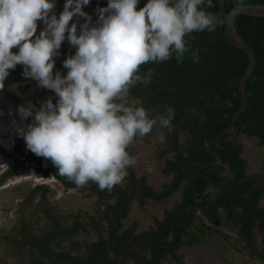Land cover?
I'll use <instances>...</instances> for the list:
<instances>
[{"label":"trees","instance_id":"16d2710c","mask_svg":"<svg viewBox=\"0 0 264 264\" xmlns=\"http://www.w3.org/2000/svg\"><path fill=\"white\" fill-rule=\"evenodd\" d=\"M146 3L147 0H140L138 8ZM242 3H264V0H243ZM213 4L212 8H207L206 3L203 7L217 13L219 3L213 0ZM232 7L233 1L226 0L222 15L227 16ZM94 16L98 19V13ZM235 24L239 34L255 49L257 65L246 83V109L236 119L234 128L213 146L216 162L210 166L195 163L212 161L209 144L227 127L241 105L238 83L249 63L246 52L226 39L225 25L218 26L214 32H194L185 37L193 51L199 49V63H193L189 53L183 63H177L173 56L162 63L144 64L140 74L154 69L151 83L145 87L138 82L130 89L129 98L139 97L147 105L159 108L157 115L164 105L172 106L175 110L172 125H177L176 132L183 129L192 135L184 143L164 144V152H172L164 168L172 176L170 182L156 190L145 176L138 177L129 168L124 179L127 184H118L110 192L101 191L96 183L89 182L85 188L96 195L98 202L97 214L91 215L88 222L98 232L97 239L92 241L74 240L86 226L80 212L74 214L72 224L65 225L60 215L48 210L52 228L43 234L41 217L32 223L22 218L17 226L21 237L10 241L18 249L28 247L29 264H127V259L135 264H161L163 259L183 264L179 251L184 245L199 240L205 227L229 239L216 226L221 221V209L226 211L229 222L239 226L252 254L264 264V205L261 204L264 164L260 175H249L241 155L242 146L229 140L233 133H245L257 137L264 146V16L239 13ZM5 155L11 163L0 173V187L15 178L30 160L43 177L53 176L67 188H78L60 176L52 162L44 166V157L33 152L24 159L12 152ZM207 177L216 189L215 195L211 191L203 192L209 182ZM179 189H182L180 200L166 209L162 219L155 218L151 227L143 231H137L135 223L124 227L123 219L134 199L140 203L147 198L163 200ZM255 228L261 233V249L255 244Z\"/></svg>","mask_w":264,"mask_h":264},{"label":"clouds","instance_id":"9594fccd","mask_svg":"<svg viewBox=\"0 0 264 264\" xmlns=\"http://www.w3.org/2000/svg\"><path fill=\"white\" fill-rule=\"evenodd\" d=\"M90 2L66 0L57 16L56 0H0V91L18 64L23 76L54 91L55 103L49 97L39 108L31 102L18 107L21 120L32 117L26 128L17 127L18 134L28 150L51 160L59 175L77 187L94 182L110 192L137 162L128 151L136 138L159 128L165 144L163 129L173 130L172 106L164 105L150 118L145 107L130 102V89L138 82L147 87L154 75L151 68L140 74L141 66L173 56L183 63L189 53L199 63V49L193 51L185 37L214 32L231 16L207 11L203 6L214 7L213 0H147L140 8V0H109L97 8L93 24L84 11ZM74 16L85 22L70 24ZM38 21L45 27L36 35ZM65 39L76 48L63 62L67 75L54 73Z\"/></svg>","mask_w":264,"mask_h":264},{"label":"rangeland","instance_id":"374dc122","mask_svg":"<svg viewBox=\"0 0 264 264\" xmlns=\"http://www.w3.org/2000/svg\"><path fill=\"white\" fill-rule=\"evenodd\" d=\"M95 1L97 5L85 6H95V10H97L98 7L106 6L109 3V0ZM65 3L66 0H60L56 3L54 12L57 13V16L64 10L62 6ZM82 18L74 16L70 24L78 21L82 25V21L85 22V18ZM40 22L38 21V24ZM41 30H43V26L38 25L36 35ZM75 52L76 48L72 47L65 39L62 42L59 55L55 57L54 69H57L63 75H67L68 69L64 68L63 62L69 55H74ZM17 86V91L23 96V105L31 102L35 108H39L49 97L53 98L54 103L59 99L54 91L39 87L35 79L25 78L19 80ZM151 111L148 109L149 115L152 113ZM0 113L3 114V111H0ZM11 119L13 123L7 119V116L0 115V150L4 146H12L14 141L24 144L27 149L24 138L17 132V127L26 128L28 124L32 123V117L27 120H21L19 116L17 119ZM229 140L242 146L241 155L246 160L248 174L251 176L260 175L264 164V146L260 144L259 139L245 133H233ZM164 148V144L160 143L159 137L154 135L145 136L141 140L135 141L128 149L130 155L135 156L137 161L135 166L129 169H132L138 177L145 176L147 183L156 190H160L172 178L164 169L166 159L172 156V152L167 151L165 153ZM50 162L51 160L44 158V164L48 165ZM6 166L7 162L0 153V172ZM226 173H229L227 166ZM125 184H127L126 180L120 185ZM209 191L213 195L216 193V189L213 187H210ZM181 194L182 189H179L163 200L147 198L145 202L140 203L137 199H134L131 202L128 215L123 219L124 227H129L135 223L136 230L148 229L154 224L155 218L162 219L165 216L166 209H171L180 200ZM261 204L264 205V198L261 200ZM50 209L62 217L65 225L72 224L74 214L80 212L86 226L74 236V240L87 242L97 239L98 232L88 223L91 220L90 216L97 214L98 202L96 195L85 187L67 188L53 177H42L31 165H28L19 175L0 187V264H29L28 247L18 249L11 243L10 239L21 237L17 226L21 223L22 218H27L32 223L36 217H41L43 220L41 233L51 230V219L47 213ZM207 222L209 223V221ZM216 226L225 235H228L229 239L227 240L217 231L205 227V232L199 240L184 245L179 251L183 264H263L257 255L252 254L239 226H234L227 220V213L223 209H221V221ZM103 233H105L104 229ZM255 244L257 249H261V233L258 228H255ZM74 252L77 253L78 251ZM126 263L135 264L131 259H127ZM162 264L181 263L164 259Z\"/></svg>","mask_w":264,"mask_h":264},{"label":"flooded vegetation","instance_id":"af4514ba","mask_svg":"<svg viewBox=\"0 0 264 264\" xmlns=\"http://www.w3.org/2000/svg\"><path fill=\"white\" fill-rule=\"evenodd\" d=\"M58 1H60V0H56V3ZM96 3L97 2L95 0H91V2L88 5H92V4L97 5ZM106 6H101V7H106ZM62 7H64V6H62ZM53 11H55V10H53ZM84 11L87 12L88 14H90L92 16L93 23H96V21L98 19L94 16L95 14H97V11L95 10V6L94 7H92V6H90V7L89 6H84ZM55 14L57 15V13H55ZM83 22L84 21H82V24H83ZM38 25L39 26H43V28L45 27V25H44V23L42 21ZM18 50H19L18 48H13V52H18ZM23 71H24L23 66L22 65H19V64L16 66V68L14 70H10V74H9V76L5 80V87H4V89L2 91H0V111H3V114H0V115L7 116V119L10 120L11 123H13L11 121L12 120L11 118H13V119L16 118L17 119L18 116L20 117L19 112L17 111V109L24 102L23 96L17 91V89H18L17 84L19 83V80H22V79L27 78V77L23 76ZM56 71H57V69H54V73ZM29 79L32 80V78H29ZM13 86H15V87H13ZM129 100H130L131 103H133L137 107L143 106L147 110L148 109H150V111L152 110L151 111L152 113L150 114V118L151 117H155L157 115L156 113L159 111V108H156V107H152V106L147 105V103L144 102V101H142V99L139 98V97L129 98ZM176 128H177V125H174L173 124V130L170 133L168 132L167 129L166 130L163 129V131L165 130L164 132L166 133V142H174V141H177L178 143H184V142H187L192 137V135H190L189 132H187V131H185L183 129H179L176 132V130H175ZM159 131H161V129L154 128L153 131L150 133V135H146V136H154V135L155 136H158L157 133ZM139 140H141V138H136L135 139V141H139ZM7 152H12V153H14L16 155V157H20L21 159H24L25 158V155H28V154L31 153V151L28 150V148L26 149L25 146H24V144H21L19 141L18 142H15L14 141L12 143V146H4V148H2L0 150V153L4 157V159L6 160L7 166L4 169H2V171H4L8 166H10V163H11L10 162L11 160L8 157H6V155H5V154H7ZM28 165H31V167L35 170V168H34V166H35L34 161L27 160L25 162V166L23 168L22 167L20 168L18 175ZM43 165L46 166V164H44V160H43ZM49 177H53V176H49ZM45 178H48V177H45Z\"/></svg>","mask_w":264,"mask_h":264},{"label":"water","instance_id":"95a60500","mask_svg":"<svg viewBox=\"0 0 264 264\" xmlns=\"http://www.w3.org/2000/svg\"><path fill=\"white\" fill-rule=\"evenodd\" d=\"M217 1L219 3V10L217 11L216 14L222 15L226 8V0H217ZM232 1H233V7L227 14L231 16V20L229 23L225 24V31H224L225 37L228 40V42H230L232 45L246 52V54L249 56V63L238 83V91L241 96V105L239 109L233 114L227 127L224 130H222L219 134H217L211 140L209 144L210 152L212 154V161L209 163H201L199 161L195 162V163L203 164L206 166H210L216 162V155L213 150V146L216 143V141L220 139L221 137H223L224 135H226L228 132H230L234 128L236 119L246 109L247 104H248V93L246 90V83L248 79L253 75L256 69V65H257L256 51L253 48V46L239 34L237 30V26L235 24V18H236V15L239 13L252 15V16H260V17L264 16V3H242L241 4V2H239L238 0H232ZM207 178L209 182L203 192L209 191V188L211 187V181L209 177Z\"/></svg>","mask_w":264,"mask_h":264},{"label":"crops","instance_id":"0c3cea01","mask_svg":"<svg viewBox=\"0 0 264 264\" xmlns=\"http://www.w3.org/2000/svg\"><path fill=\"white\" fill-rule=\"evenodd\" d=\"M145 230H146V229H145ZM137 231H139V230H137ZM142 231H143V230H142ZM163 260H164V259H163ZM163 260H162V261H163ZM161 264H162V262H161Z\"/></svg>","mask_w":264,"mask_h":264}]
</instances>
